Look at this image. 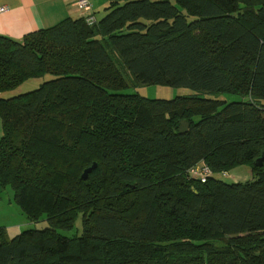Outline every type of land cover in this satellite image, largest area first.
<instances>
[{
  "label": "trees",
  "instance_id": "trees-1",
  "mask_svg": "<svg viewBox=\"0 0 264 264\" xmlns=\"http://www.w3.org/2000/svg\"><path fill=\"white\" fill-rule=\"evenodd\" d=\"M46 76L0 98V190L48 225L0 228V264H264V0H107L0 36V95ZM149 85L237 101L116 92Z\"/></svg>",
  "mask_w": 264,
  "mask_h": 264
},
{
  "label": "rangeland",
  "instance_id": "rangeland-1",
  "mask_svg": "<svg viewBox=\"0 0 264 264\" xmlns=\"http://www.w3.org/2000/svg\"><path fill=\"white\" fill-rule=\"evenodd\" d=\"M105 0L101 1L102 5ZM96 8V7H95ZM98 18L101 17L103 11H98ZM49 77L46 76L40 80H34L28 83L23 84L19 88L15 89L12 92L4 93L0 95V98L10 99L18 97L19 95L25 94L36 89L40 84L45 81H48ZM115 92V91H114ZM120 94L128 95H138L142 98L148 100H165L170 101L175 98L185 97H197L201 99H213L218 98V100H224L227 102L237 101L235 96H222L218 95H209L205 93H198L189 89L184 88H171L167 86H139L136 88L127 87L125 90H117ZM2 136L1 124H0V138ZM253 178L251 169L249 166H240L229 171L224 177H219L221 181L225 184H244L251 182ZM0 228L6 229V233L10 238L19 236L26 232L30 231H42L48 228L46 222L39 221L38 223H30L26 220L25 216L20 212L13 201V193L10 189L0 190Z\"/></svg>",
  "mask_w": 264,
  "mask_h": 264
},
{
  "label": "crops",
  "instance_id": "crops-1",
  "mask_svg": "<svg viewBox=\"0 0 264 264\" xmlns=\"http://www.w3.org/2000/svg\"><path fill=\"white\" fill-rule=\"evenodd\" d=\"M89 0L95 19L103 11L107 0ZM104 1V0H103ZM76 0H0V36L19 41L24 36L51 28L66 19H84ZM96 7V8H95Z\"/></svg>",
  "mask_w": 264,
  "mask_h": 264
},
{
  "label": "built area",
  "instance_id": "built-area-1",
  "mask_svg": "<svg viewBox=\"0 0 264 264\" xmlns=\"http://www.w3.org/2000/svg\"><path fill=\"white\" fill-rule=\"evenodd\" d=\"M75 5L79 11L86 14V16H85L86 25L89 27H92L96 23V19H95L93 12H92V8H91L89 0H76ZM3 11H4V9H0V12H3ZM187 176L190 179H193V180H196L199 182H205L209 178L224 177L225 174L214 175L211 173V171L207 168V166L204 163H199L198 165L191 168L187 172Z\"/></svg>",
  "mask_w": 264,
  "mask_h": 264
},
{
  "label": "water",
  "instance_id": "water-1",
  "mask_svg": "<svg viewBox=\"0 0 264 264\" xmlns=\"http://www.w3.org/2000/svg\"><path fill=\"white\" fill-rule=\"evenodd\" d=\"M263 161H264V154L261 155V157L255 161L254 166L260 168L262 166ZM96 167L97 165L94 163L89 168L85 169L81 175V179L83 181H86L88 176L91 174L92 171L96 169ZM194 194H196V192H194Z\"/></svg>",
  "mask_w": 264,
  "mask_h": 264
}]
</instances>
